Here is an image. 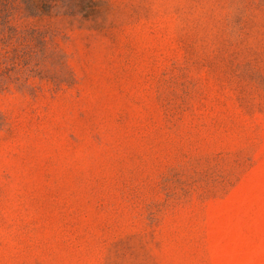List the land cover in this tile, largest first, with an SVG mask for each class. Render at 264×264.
<instances>
[{"label": "rangeland", "instance_id": "obj_1", "mask_svg": "<svg viewBox=\"0 0 264 264\" xmlns=\"http://www.w3.org/2000/svg\"><path fill=\"white\" fill-rule=\"evenodd\" d=\"M94 1L0 20V264H264V0Z\"/></svg>", "mask_w": 264, "mask_h": 264}, {"label": "trees", "instance_id": "obj_2", "mask_svg": "<svg viewBox=\"0 0 264 264\" xmlns=\"http://www.w3.org/2000/svg\"><path fill=\"white\" fill-rule=\"evenodd\" d=\"M0 0V20L8 23L11 16L43 18L63 11V15L86 12L85 17L94 15L97 4L94 0Z\"/></svg>", "mask_w": 264, "mask_h": 264}]
</instances>
